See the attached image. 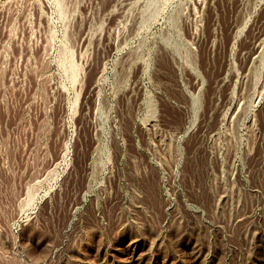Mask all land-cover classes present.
Masks as SVG:
<instances>
[{
    "label": "rangeland",
    "instance_id": "374dc122",
    "mask_svg": "<svg viewBox=\"0 0 264 264\" xmlns=\"http://www.w3.org/2000/svg\"><path fill=\"white\" fill-rule=\"evenodd\" d=\"M0 264H264V0H0Z\"/></svg>",
    "mask_w": 264,
    "mask_h": 264
},
{
    "label": "bare ground",
    "instance_id": "6f19581e",
    "mask_svg": "<svg viewBox=\"0 0 264 264\" xmlns=\"http://www.w3.org/2000/svg\"><path fill=\"white\" fill-rule=\"evenodd\" d=\"M257 48H258V45H257V44H255V45H254V47H253V49L256 51V50H257Z\"/></svg>",
    "mask_w": 264,
    "mask_h": 264
}]
</instances>
